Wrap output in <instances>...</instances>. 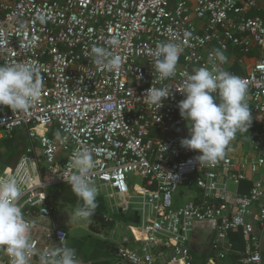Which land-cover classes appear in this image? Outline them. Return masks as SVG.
I'll use <instances>...</instances> for the list:
<instances>
[{"label": "built area", "instance_id": "1", "mask_svg": "<svg viewBox=\"0 0 264 264\" xmlns=\"http://www.w3.org/2000/svg\"><path fill=\"white\" fill-rule=\"evenodd\" d=\"M260 3L0 0V65L36 68L44 82L40 100L29 110L0 106V140L21 129L28 134L17 167L0 171V177L14 175L23 185L20 204L33 224L30 264H40L51 247L68 245L69 233L55 221L49 191L69 186L71 158L82 148L97 162L90 179L98 196L115 201L112 207L123 214L133 208L138 216V223L127 226L130 236L110 240L115 264H193L190 236L204 222L217 223L213 251L219 259L236 253L230 236L239 231L244 239L239 264H264V18L250 16ZM112 38L119 44L111 45ZM161 41L182 48L176 75L164 81L154 70ZM93 45L119 55L120 70L96 65ZM215 49L228 58L218 67L248 86L252 123L230 148L244 149L247 143L252 157L241 160L228 151L208 166L196 159L199 152L181 147L189 126L179 114L178 102L185 97L177 89L185 79L181 73L211 68ZM152 86L172 89L159 109L144 100ZM132 175L141 179L140 191ZM246 181L251 189L240 193ZM183 186L191 196L177 207L175 195ZM0 264H9L3 251Z\"/></svg>", "mask_w": 264, "mask_h": 264}, {"label": "clouds", "instance_id": "2", "mask_svg": "<svg viewBox=\"0 0 264 264\" xmlns=\"http://www.w3.org/2000/svg\"><path fill=\"white\" fill-rule=\"evenodd\" d=\"M109 43L118 45L119 40L112 38ZM181 53L182 48L175 42L157 43L154 70L161 81L176 75ZM91 54L96 65L109 71H119L122 66V58L105 47L93 45ZM227 62L224 51L215 49L209 56L211 68L204 66L181 73L185 79L177 91L185 98L177 107L188 122L189 137L180 143L181 147L200 153L196 157L200 165L214 166L223 160L236 134L247 133L252 123L248 86L241 77L218 67ZM43 87L38 69L19 63L0 65V106L25 112L40 100ZM171 90L168 86H152L146 90L144 100L159 109L172 95ZM24 161L34 164L27 157ZM96 163L87 148L74 152L71 158L69 168L73 171L66 181L80 202L73 212L77 221L93 217L98 207L99 188L90 179ZM22 196L23 185L16 176L0 177V251L7 254L9 264H30L34 253L33 224L24 217ZM40 264H83V260L74 247L61 244L43 252Z\"/></svg>", "mask_w": 264, "mask_h": 264}, {"label": "crops", "instance_id": "3", "mask_svg": "<svg viewBox=\"0 0 264 264\" xmlns=\"http://www.w3.org/2000/svg\"><path fill=\"white\" fill-rule=\"evenodd\" d=\"M253 14H260L261 17L264 18V2L260 3V10L253 11L252 13H250V16H253ZM22 139H24V141H22ZM27 146L28 134L25 129H21L15 131L12 134L5 135L3 139L0 140V171L16 168L21 157L26 153ZM245 149H243V151H240L239 153L241 160H249L250 157H252L249 153L245 152L247 151ZM262 173H264V171ZM251 186V182H243L239 189V192L243 194L248 193L251 189ZM70 187V185L63 186L61 187L62 189L60 188L61 190L55 189L54 191H49V202L56 209L55 221L61 228L69 233L68 246L74 247L77 250L78 255L83 260V264L117 263V252L110 243V240L115 237V232L111 237H108L109 234L104 238L102 237L105 229L113 230L115 226L110 228L109 226L105 225V223H101L99 220L96 221L95 224H88L87 229L89 228L88 230H91L89 231L90 237L88 238L86 237V235H74V231L72 230L73 225H70V223L62 220V215H64V213H67L65 211H71V206L69 204L78 205L80 203L73 194ZM97 201L98 207L94 215H98V212H100L99 214L102 213L101 215L103 216L102 219H108L110 216L104 214L106 210L105 198L98 196ZM177 203H180V198H177ZM55 204L60 205L56 207ZM65 205H69V209L63 208V206ZM118 212V215L122 213L121 210ZM133 222L138 223V216L135 210L134 215L132 216V219L130 221L131 226ZM216 229L217 223L215 222L197 223L195 225L191 233L189 243L193 264H239L241 259V251L243 249L238 250L235 248L236 253H232L225 260L219 259L217 254L213 251V242L215 239ZM94 237L98 238L99 240L95 241ZM230 241L232 243L234 242V240L232 239V235L230 237ZM262 258L264 263V236L262 238Z\"/></svg>", "mask_w": 264, "mask_h": 264}, {"label": "rangeland", "instance_id": "4", "mask_svg": "<svg viewBox=\"0 0 264 264\" xmlns=\"http://www.w3.org/2000/svg\"><path fill=\"white\" fill-rule=\"evenodd\" d=\"M261 2H264V0H261ZM22 141H24V139H22ZM246 148V149H245ZM245 152L249 153L248 151V144L246 143L245 144ZM234 155L238 156L239 159H240V151H243V149H239V148H236V147H233L231 150H230ZM131 183L133 185H135V187L137 188V190H141V179L136 177L135 175H132L131 176ZM61 187L59 188H52L50 190L54 191L55 189H60ZM62 189V188H61ZM60 189V190H61ZM71 189V187H70ZM190 193L191 191H188L184 186L180 188V190L178 191V193L175 195V199L176 197H179L180 198V203H176L175 205L177 207L179 206H182L183 204H185L188 200H189V196H190ZM133 202H137V200H133ZM115 201L113 200H109V199H105V206H106V210L104 212V214L106 215H109L110 217H114L115 215H118V210L117 209H114L112 206L115 205ZM61 204V203H60ZM59 204V205H60ZM56 207H58L59 205L58 204H55ZM71 206V211H65L67 212L66 214L64 213V215H62V220L65 221V222H68L70 223V225H73V228L72 230L74 231V235H86V237H90V232L91 230H88L87 229V225L89 224V221L86 220V221H77L76 219L73 218V212L75 210V208L78 206V205H72V204H69ZM69 205L68 206H63V208L65 209H69ZM134 207H137V206H134ZM122 214V213H121ZM134 215V210L133 208L131 209V211L129 213H126V214H123V218L121 221H116V224H115V227L113 230H110V229H105L104 233H103V238L106 237L108 234V237H111L113 236V233L115 232V240H118V239H122L123 237L125 236H128L130 235V233L127 231V226L128 224H130V221L132 219V216ZM119 216V215H118ZM86 238V239H88ZM95 238V237H94ZM96 240H99L98 238H95V241Z\"/></svg>", "mask_w": 264, "mask_h": 264}, {"label": "trees", "instance_id": "5", "mask_svg": "<svg viewBox=\"0 0 264 264\" xmlns=\"http://www.w3.org/2000/svg\"><path fill=\"white\" fill-rule=\"evenodd\" d=\"M257 15L258 16H261L260 14H253V16H257ZM254 55H255V52H252V54H251L250 57H254ZM238 56H240V55H238ZM235 71L236 72H240L238 68H235ZM242 184H243V182H242ZM242 184H240L239 189H240V187H241ZM98 213H100V212H98ZM231 235H232V239L234 240L233 243H234L235 248L238 249V250L239 249H243L244 248V242H243L242 232H239L238 231V232L232 233Z\"/></svg>", "mask_w": 264, "mask_h": 264}, {"label": "water", "instance_id": "6", "mask_svg": "<svg viewBox=\"0 0 264 264\" xmlns=\"http://www.w3.org/2000/svg\"><path fill=\"white\" fill-rule=\"evenodd\" d=\"M121 212H122V211H121ZM122 218H123V212H122V214H120L119 216H118V215H115V216L113 217L112 220H108V219H106V218H103V219H101V220H99V221H100L101 223H105V225H107V226H109L110 228H112V227L115 226L116 221H121Z\"/></svg>", "mask_w": 264, "mask_h": 264}, {"label": "flooded vegetation", "instance_id": "7", "mask_svg": "<svg viewBox=\"0 0 264 264\" xmlns=\"http://www.w3.org/2000/svg\"><path fill=\"white\" fill-rule=\"evenodd\" d=\"M102 215L98 213V215H94L93 217L89 218L88 221H89V224H95L96 221L102 219Z\"/></svg>", "mask_w": 264, "mask_h": 264}]
</instances>
